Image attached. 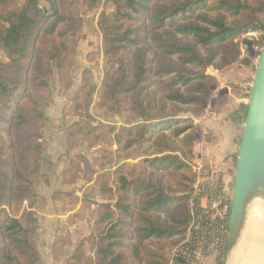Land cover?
<instances>
[{
    "label": "trees",
    "instance_id": "trees-1",
    "mask_svg": "<svg viewBox=\"0 0 264 264\" xmlns=\"http://www.w3.org/2000/svg\"><path fill=\"white\" fill-rule=\"evenodd\" d=\"M8 1L0 0V25L7 24L0 49L9 59L0 63V264H36L35 184H48L42 169L53 167L42 151L53 66L63 74L76 53L77 7L99 8L103 0H46L45 9L40 0H25L16 11L6 9ZM108 1L115 8L97 23L105 79L98 89L85 72L73 99L79 120L67 128V140L70 148L89 141L110 149L98 148L94 164L84 156L71 160L63 182L84 178L82 197L55 195L84 209L95 203L90 195L104 202L88 238L94 257L79 246L67 264H170L167 249L184 238L190 219L194 117L217 82L208 69L232 65L241 54L238 40L264 30V0ZM59 241L62 248L66 241Z\"/></svg>",
    "mask_w": 264,
    "mask_h": 264
},
{
    "label": "rangeland",
    "instance_id": "rangeland-1",
    "mask_svg": "<svg viewBox=\"0 0 264 264\" xmlns=\"http://www.w3.org/2000/svg\"><path fill=\"white\" fill-rule=\"evenodd\" d=\"M24 3L25 0H9L6 9L16 11ZM40 5L43 9L49 8L46 0H40ZM114 8L112 2L108 0H103L99 8L90 10L78 6L77 11L81 18V27L76 53L63 74L58 72L55 65L53 66L50 83L51 99L44 110L47 122L42 130L44 136L42 151L52 161L53 167L50 170L42 169V172L49 177L48 184L43 179H39L35 184L36 192L41 199V202L36 203L33 208V215L36 217L35 247L39 258L36 264H67L79 246L83 247L88 257H94L88 238L95 231L99 203L104 202L100 194L90 195V199L95 203L87 209H84L81 204H71V198L62 201L56 199L55 195L59 191H66L76 192L82 197L87 185L84 178L78 179L73 184L63 182L65 171L68 169L71 160L74 158L80 160L78 156H84L94 164V159L101 155L97 151L98 148L110 149V146L101 142L91 146L89 141L80 142L77 147L70 148L67 140V128L79 120L78 116L73 114V99L84 85L85 72L90 70L91 81L97 85L98 89L104 82L106 62L103 55V36L97 23L103 11L110 12ZM6 26V23H1L0 32ZM254 34H245L238 40V48L241 50L240 56L243 55L245 59L255 63L253 70L256 68L262 42H264V30ZM243 61H241L242 64H244ZM7 62L9 59L5 51L0 49V63ZM38 94L41 98L44 92L38 91ZM96 101H98L97 95L95 96ZM92 111L95 113V107H92ZM115 121L119 125H123L121 118L117 117ZM17 144L22 146L24 140L19 137ZM83 166L84 164H82ZM95 167L98 168V166ZM227 179L232 186L234 175L227 177ZM76 211H79L82 217H75ZM61 238L66 241L62 248L59 245ZM181 241L167 249L170 264H177L174 250ZM54 252H57L58 256H55ZM241 258L242 254L240 255Z\"/></svg>",
    "mask_w": 264,
    "mask_h": 264
},
{
    "label": "built area",
    "instance_id": "built-area-1",
    "mask_svg": "<svg viewBox=\"0 0 264 264\" xmlns=\"http://www.w3.org/2000/svg\"><path fill=\"white\" fill-rule=\"evenodd\" d=\"M192 169L196 179L189 192L190 219L174 257L177 264H206L211 257L221 264L228 246L232 186L227 171L214 156L204 155L198 144Z\"/></svg>",
    "mask_w": 264,
    "mask_h": 264
},
{
    "label": "crops",
    "instance_id": "crops-1",
    "mask_svg": "<svg viewBox=\"0 0 264 264\" xmlns=\"http://www.w3.org/2000/svg\"><path fill=\"white\" fill-rule=\"evenodd\" d=\"M254 64L241 55L224 70L209 68L208 72L216 77L217 82L212 86L211 94L204 98L203 114L194 117L197 126L195 146L198 144L204 155L214 156L227 171V177L233 175L236 165L245 120L243 107L248 103ZM206 264L219 263L211 257Z\"/></svg>",
    "mask_w": 264,
    "mask_h": 264
},
{
    "label": "water",
    "instance_id": "water-1",
    "mask_svg": "<svg viewBox=\"0 0 264 264\" xmlns=\"http://www.w3.org/2000/svg\"><path fill=\"white\" fill-rule=\"evenodd\" d=\"M233 172L228 246L224 264L238 250L250 215L264 214V44L259 53Z\"/></svg>",
    "mask_w": 264,
    "mask_h": 264
},
{
    "label": "bare ground",
    "instance_id": "bare-ground-1",
    "mask_svg": "<svg viewBox=\"0 0 264 264\" xmlns=\"http://www.w3.org/2000/svg\"><path fill=\"white\" fill-rule=\"evenodd\" d=\"M228 264H264V214L260 208L250 215L240 246Z\"/></svg>",
    "mask_w": 264,
    "mask_h": 264
}]
</instances>
